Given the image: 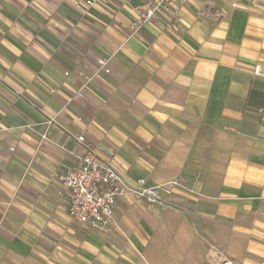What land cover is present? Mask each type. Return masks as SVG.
Wrapping results in <instances>:
<instances>
[{"label":"crops","instance_id":"0c3cea01","mask_svg":"<svg viewBox=\"0 0 264 264\" xmlns=\"http://www.w3.org/2000/svg\"><path fill=\"white\" fill-rule=\"evenodd\" d=\"M150 1L0 0V264H264V0ZM78 136L166 205L74 220Z\"/></svg>","mask_w":264,"mask_h":264},{"label":"built area","instance_id":"2783aa9c","mask_svg":"<svg viewBox=\"0 0 264 264\" xmlns=\"http://www.w3.org/2000/svg\"><path fill=\"white\" fill-rule=\"evenodd\" d=\"M82 1L88 6L100 2V0ZM180 2L181 0H151L145 5L138 6L136 8L138 16L131 23V30L138 33L144 26L155 24L159 13H168L174 20ZM236 6L237 4H233V7ZM173 24L174 21L170 27ZM98 64L106 73L110 72L106 60H99ZM82 96L81 92L77 95L79 99ZM73 99L75 100L76 97ZM77 141L84 146L89 155L80 157L74 169L58 177L64 189L71 192L69 214L74 220L103 234L114 220L115 204L119 199L131 196L149 206L166 205L167 196L171 193V184L151 186L145 179H140L136 184H130L116 170L110 159L96 155L93 144L84 136H78ZM219 264L234 263L225 259Z\"/></svg>","mask_w":264,"mask_h":264}]
</instances>
